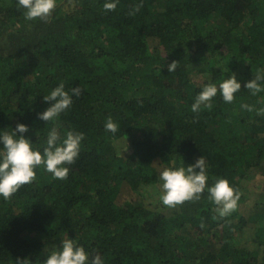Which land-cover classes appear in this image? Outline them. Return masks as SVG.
<instances>
[{
    "label": "trees",
    "instance_id": "1",
    "mask_svg": "<svg viewBox=\"0 0 264 264\" xmlns=\"http://www.w3.org/2000/svg\"><path fill=\"white\" fill-rule=\"evenodd\" d=\"M67 1L78 2L76 11L57 5L53 29L37 31L18 0H0V135L22 123L29 130L15 138L23 135L43 154L53 126L61 141L68 131L84 133L66 180L39 166L31 184L8 201L0 196V264H44L64 239L104 264H264L260 203L247 217L238 204L220 218L207 188L198 201L175 208L154 211L141 198L120 202L128 191L162 182L165 168L201 156L208 178L227 179L241 193L238 203L244 200L243 179L264 162V115L256 111L264 108V91L253 95L245 87L264 70V0H119L107 12L109 0ZM187 36L197 51H182ZM15 45L25 49L22 56L9 53ZM173 61L178 66L169 72ZM194 64H203L195 75ZM236 66L243 71L235 76L241 89L234 101L218 91L210 110L194 113L204 86L219 88ZM61 82L70 95L78 86L82 94L46 122L38 114L54 101L43 97ZM243 97L254 110L229 112ZM109 116L116 133L105 130ZM122 136L130 138L128 155L113 149ZM245 232L255 248L235 244Z\"/></svg>",
    "mask_w": 264,
    "mask_h": 264
},
{
    "label": "clouds",
    "instance_id": "2",
    "mask_svg": "<svg viewBox=\"0 0 264 264\" xmlns=\"http://www.w3.org/2000/svg\"><path fill=\"white\" fill-rule=\"evenodd\" d=\"M119 0H109L103 5V9L114 11ZM143 6L142 2L134 6L129 15H135ZM18 7L25 9L26 20H42L49 22L52 13L57 7L56 0H18ZM178 66V61H173L168 65V71L173 72ZM261 81H264V70H257L255 78L246 82L245 87L253 95L264 91ZM241 89V84L233 74L219 84H207L196 96L195 102L191 106L194 113H199L203 108L211 109L212 100L219 94L226 103H232L235 94ZM83 89L79 86L71 89L72 95L65 90L63 82L55 87L50 94L43 97L45 101H54L38 116L46 122L55 121L58 116L68 109L72 103V96L79 97ZM242 109L251 112L254 110L252 105L242 104ZM258 115H264V108L257 109ZM28 126L17 124L14 132H3L0 141L3 143V152L0 153V196L8 201L24 185L31 184L36 180L35 169L43 166L51 173L55 179L66 180L70 168L66 165L75 163L80 154L81 141L84 133L68 131L66 137L61 141V137L55 126L49 131L46 147L43 154L39 150H33L32 143L20 135L15 138L17 132H27ZM105 130L116 133L118 125L112 118L105 122ZM127 148V147H126ZM126 150V149H125ZM206 160L203 156L199 157L195 164L187 167L165 168L160 174L162 203L168 208H175L187 201H198L207 188L209 199L217 206L215 211L220 218L227 217L238 207L241 193L230 186L227 179H217L211 187H208V176L205 171ZM199 169V171H196ZM214 219L216 217H213ZM203 227V225H202ZM16 264H31L28 259L17 260ZM44 264H104L100 255L90 258L89 254L82 246H79L72 239H64L60 251H52Z\"/></svg>",
    "mask_w": 264,
    "mask_h": 264
},
{
    "label": "rangeland",
    "instance_id": "3",
    "mask_svg": "<svg viewBox=\"0 0 264 264\" xmlns=\"http://www.w3.org/2000/svg\"><path fill=\"white\" fill-rule=\"evenodd\" d=\"M72 1V0H71ZM57 5L62 6L63 8L66 7V12L71 14L74 13L76 11V9L78 8V2H69L67 0H60ZM54 24L51 22H44L42 20H34L33 22V27L32 29H37L38 30H45L47 29V31H50L53 29ZM200 30L202 29V26H199ZM187 31V30H185ZM207 31V29H203V33H205ZM15 33V32H13ZM12 35V34H11ZM12 40V42L16 41V38L14 39H10ZM31 40V39H30ZM9 41V40H8ZM29 41V40H28ZM27 41V42H28ZM26 42V43H27ZM26 43L24 44V46L26 47ZM17 47V45H15V48ZM180 47L182 49V51L184 52H189L191 51V53L197 51L194 50L195 45H193L192 43V38L191 36H187L184 39H180ZM9 48V53L12 56H22L24 53H22L25 49H21L19 51L20 48H16L13 49L12 46L8 47ZM213 55L215 54H209L208 57L205 56V58H203L202 60L207 64L209 62V58H214ZM219 59V56H217L216 60ZM41 63L45 62V57L40 58ZM219 64V63H218ZM208 65V64H207ZM199 66H203V64H194V73L193 75H195L196 69L199 68ZM217 67V63L213 66V68ZM191 68V66H190ZM243 71V68H241L240 66H236L233 69V74L238 77L239 79H241V72ZM248 97H243V99L239 102H237L236 104H234V106L232 108L229 109V112L231 113H241L244 111V109L241 108L242 104H245V102L248 101V99H245ZM127 147V148H126ZM113 149L115 150V152L117 153V151L120 152H124L126 155H128L131 151L130 148V138L126 137V136H122L121 138H119L118 140L114 141V147ZM126 149V150H125ZM196 171H199L198 169H196ZM213 184L215 183V179L213 178H208ZM162 182H159L158 184H156L155 186H150L149 188H146L143 190V192L141 193H133L132 191H128L124 197H122L121 201L124 200H139L141 198V200L143 202H145L150 208L151 210H162V209H168L167 206H165L160 197L162 195V190H161V185ZM243 184V197L244 200L239 204V209L242 212V214H244L246 217L249 216V214L253 211L254 206H256L257 204L260 203V205H264V162L261 163V165L255 170V172L249 176V177H245L242 181ZM236 245L239 246H246L250 249L255 248L257 245L256 243L249 238L248 232H245L243 234V236L239 237L238 240L235 242Z\"/></svg>",
    "mask_w": 264,
    "mask_h": 264
}]
</instances>
